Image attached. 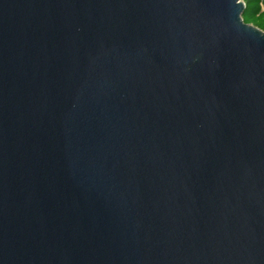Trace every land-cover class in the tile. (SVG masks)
I'll return each instance as SVG.
<instances>
[{
    "label": "water",
    "instance_id": "95a60500",
    "mask_svg": "<svg viewBox=\"0 0 264 264\" xmlns=\"http://www.w3.org/2000/svg\"><path fill=\"white\" fill-rule=\"evenodd\" d=\"M243 0H0V264H264V30Z\"/></svg>",
    "mask_w": 264,
    "mask_h": 264
},
{
    "label": "trees",
    "instance_id": "16d2710c",
    "mask_svg": "<svg viewBox=\"0 0 264 264\" xmlns=\"http://www.w3.org/2000/svg\"><path fill=\"white\" fill-rule=\"evenodd\" d=\"M245 10L243 19L264 30V0H243Z\"/></svg>",
    "mask_w": 264,
    "mask_h": 264
}]
</instances>
